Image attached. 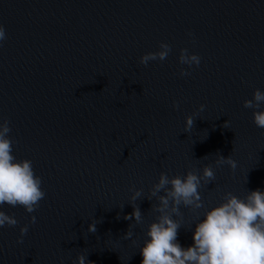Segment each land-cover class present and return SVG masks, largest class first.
Wrapping results in <instances>:
<instances>
[{"label":"water","instance_id":"95a60500","mask_svg":"<svg viewBox=\"0 0 264 264\" xmlns=\"http://www.w3.org/2000/svg\"><path fill=\"white\" fill-rule=\"evenodd\" d=\"M0 25V123L46 193L31 214L0 209L18 221L0 227V264H73L81 254L87 264H141L157 215L146 196L162 172H215L199 189L204 207L180 209L183 247L226 193L264 190V129L244 107L264 91V0H0ZM162 42L168 57L140 64ZM181 49L199 67L181 65ZM220 156L237 168L217 167ZM133 188L145 196L140 224L125 219Z\"/></svg>","mask_w":264,"mask_h":264},{"label":"clouds","instance_id":"9594fccd","mask_svg":"<svg viewBox=\"0 0 264 264\" xmlns=\"http://www.w3.org/2000/svg\"><path fill=\"white\" fill-rule=\"evenodd\" d=\"M191 35V33H189ZM6 39V30L0 25V42ZM171 47L160 43L159 50L149 52L140 57V64L145 67L152 61H164ZM178 61L181 65L199 67L201 58L197 54H189L181 49ZM181 76H189L190 72L181 68ZM264 91L255 90L252 100L244 102L245 108L253 109L252 121L257 128L264 129ZM179 105L174 102L173 108ZM205 106L201 105L200 112ZM193 116L185 117V131H190ZM9 121L0 123V209L5 205L23 207L31 214L44 199L46 193L42 189V179L35 174L32 161L17 160L12 154L15 141L10 137ZM217 167L227 164L234 171L237 162L231 157L220 156L214 161ZM215 180L212 165L203 167L202 172L187 171L184 175H159L158 182L152 185L146 196L149 200L156 199L153 210L157 213L154 221L147 226L143 244L140 247L141 264H264V190L248 191L243 197L226 193L222 202L211 206L197 218L192 232V244L183 247L177 239L181 224V207L199 210L204 207L199 189ZM133 212L125 219H135L136 224L142 223V213L136 205L137 199L144 196L143 189H130ZM163 193V194H161ZM36 217H31V223ZM18 221L0 210V227H14ZM89 231L95 232V223L89 225ZM28 226L20 228L17 243H23ZM132 236L128 232L127 237ZM73 264H87L86 257L81 254Z\"/></svg>","mask_w":264,"mask_h":264}]
</instances>
